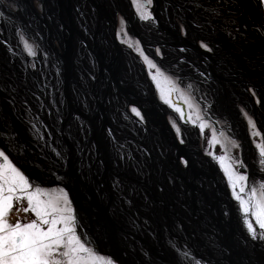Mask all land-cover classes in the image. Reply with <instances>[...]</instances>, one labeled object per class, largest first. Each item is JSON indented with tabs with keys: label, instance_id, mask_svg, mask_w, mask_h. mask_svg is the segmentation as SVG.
<instances>
[{
	"label": "water",
	"instance_id": "95a60500",
	"mask_svg": "<svg viewBox=\"0 0 264 264\" xmlns=\"http://www.w3.org/2000/svg\"><path fill=\"white\" fill-rule=\"evenodd\" d=\"M34 1L41 4V13H43L45 0H32L29 5L34 15L41 19V13L37 14L33 8ZM64 1L61 2L60 13L64 11L63 13L68 15L69 12L63 10ZM85 1L93 20L91 26L85 23L86 33L90 34L95 23H99L106 38L99 47L106 45L105 53L100 52L92 36L88 45L96 70L102 74L105 81L107 93L94 100L93 108L100 113V126L97 128L94 124L96 119L94 113L83 111L71 99L69 93L71 43L64 40L63 34L47 32L50 40L48 45L62 61L59 68L62 109L59 111L57 129L52 131L51 124L42 117L39 109H32L29 105H24V116L16 118L15 111L10 112V106L8 103L4 104V99L0 96V147L13 150L10 158L34 184L46 188H63L73 208L78 235L86 238L96 253L112 258L117 264H181V261L177 260L178 257L174 259L164 248L161 231L163 228L159 223H152L151 217H146L147 219L142 217L139 207L129 202L131 194L138 198V195L143 196L144 190L148 193L152 213L156 205L163 208L164 212L167 211L169 204L175 202L170 199L169 203H166L167 192L165 193V188L159 184H157L159 186L157 193L151 190L154 184L153 164L157 165L158 173L166 174L165 178L168 177L172 184V192L179 205L182 219L176 216L174 210L172 215L179 218L176 221L190 237L188 248L191 249L192 257L203 264H252L251 251L258 254L259 250L256 247L263 248V246L257 241H252L237 223L233 208L230 209L233 201L222 171L216 162L203 154L199 149V143L194 147L184 148L185 146L177 140L167 120L168 114L163 109L164 104L156 99L155 90L141 59L129 48L120 44L115 35L117 14H119L125 22L126 31L139 41L145 55L163 70L165 67L162 64L169 62L156 56L155 47L161 49L160 44L179 52L177 67L184 62L189 68L182 69L194 71L208 80L215 78L216 71L224 64L229 72L235 67L243 71L241 76L244 81L241 87L246 92L251 88L259 99L256 106L251 97L250 106L253 112L249 111V113L253 116L255 126L264 141V36L256 30L264 29L262 5L258 0H246L250 3L245 10L244 6H241V0H229L228 14L230 16L234 14L236 21L247 31L240 34L239 40H246L248 44H235L237 43L235 41L234 45L227 43L219 46L216 43L212 46L209 40L213 34L200 33L196 30V23H190V15L195 13L190 9L192 2L189 0H152L150 9L152 20L164 35L159 41L135 32L133 18L140 19L134 14L129 0L124 1L130 11V18L116 9L110 15L105 0ZM236 5L240 10L234 9ZM165 7L172 9L169 18H166L167 14L162 16ZM180 24L184 27V35L179 31ZM22 33L34 41L38 55L44 48L43 38L40 42L23 31ZM202 35L204 38L200 39ZM198 41L206 42L210 51L202 50L197 44ZM228 44L235 46L236 49ZM149 48L151 52L148 53ZM18 51L19 56H23L21 45L18 46ZM125 56L136 62L139 78L129 75L120 79L118 74L121 69L123 72H129L125 64ZM23 58L25 63L26 55ZM217 59L224 64L219 65ZM124 83H129L131 88L124 86ZM109 92L114 93L113 95L122 101L118 105L117 112L121 114L119 118H115L105 110L104 101ZM130 106L138 109L142 122L130 113ZM170 115L175 117L173 114ZM78 118L81 123L77 122ZM116 119H119L120 123ZM107 142L113 143V149L117 151L110 152ZM134 153L144 154L150 164L149 178L145 182L132 178L124 172V169L129 168L127 162ZM192 173H197L192 178L195 177V182L199 184L196 188L197 193L205 200V206L201 208L194 205L190 191L194 186L196 187L193 180H190L189 174ZM258 180L264 181V177ZM114 182L117 185H113ZM209 188L211 191H208ZM134 189H138L139 194L138 192L133 194ZM118 190H121L120 193L123 195H117ZM121 200L129 203L131 211L121 206ZM144 211H148L145 206ZM200 215L205 218L199 223ZM120 218L126 219L127 223ZM166 233L172 236L169 230ZM148 235L151 239H148ZM208 236L213 237L215 245L210 246L207 244L208 241L201 240L203 237L210 239ZM238 242L245 245L244 250L240 248ZM245 242H249L252 246L248 247V243L246 245ZM137 249L144 250L145 255Z\"/></svg>",
	"mask_w": 264,
	"mask_h": 264
},
{
	"label": "bare ground",
	"instance_id": "6f19581e",
	"mask_svg": "<svg viewBox=\"0 0 264 264\" xmlns=\"http://www.w3.org/2000/svg\"><path fill=\"white\" fill-rule=\"evenodd\" d=\"M31 1L32 0H22L21 1L23 3V6L26 9H28L29 15L27 14L26 11L23 10L22 7L18 6L19 7L18 10L21 11L20 13H23V15H24V17L20 16L21 20H23L22 22H24V24H21V25L29 26L28 27L29 31L32 32L31 36L36 38L37 41H40L43 38L44 48L40 53L45 52L44 55H46L45 57H47V58H46V61L43 63H41L42 59H40L41 62L39 61L40 62L39 71H38L39 81L36 83V85H33V87L32 86L29 87L30 89L28 88L31 95L26 96V100H25L26 105L32 106V109H34V108L39 109L40 114L43 115L42 117L51 124L50 125L51 130L55 131L57 129V120L59 117V111H60V109H62V104H60L61 103L60 102L61 72H59L60 71L59 68L62 64V61H61L59 55H57L54 51H52V48H50V46L48 45V42L50 43V40L48 38L47 32H49L51 34L55 33L57 35L63 34L62 37L64 38V40L67 41L68 43H71V49H70L71 50V54H70V63H71L70 71H71V74L69 77V80L71 82V85L69 88V93H71L70 94L71 99L83 111H86L89 114L94 113L96 115V119H95L94 124H96V126L98 128L101 124L100 123V113H98V111H95V109L93 108L95 105L94 100H95V98H99V97L105 95V93H106L105 81L102 77V74H99L98 70H96L95 63L91 59V56H90L88 45L91 43L92 38H94V41H96L98 44L97 48L100 47V43H102L103 40L106 39V38H104V32L102 31V27H100L99 23H95V26L93 27V30L91 31V33L90 34L86 33L87 28H84L85 23H86V25L91 26L93 24V20H92V17L90 16V10H89V7L87 6V3L85 0H65L64 5H63V10H67L69 12L68 15L63 13L64 11H62V14L60 13V11H61L60 7H61L62 0H45V5H44L45 10L43 13L40 14L41 19H39V17H36L34 15V13L32 12V10L29 9V5H30ZM105 3L108 6V10L110 12V15H112L116 9L118 12L120 11L123 15H127L128 18L131 17V15L129 14L130 11H128L129 9L127 8V5H125L124 0H105ZM241 4H242L241 6H244L245 10L247 9V7H249V4L247 3L246 0H241ZM33 8H34V6H33ZM0 11H1V16H2L0 18L1 21L2 20L5 21V19H6L5 12L8 15L12 14V16L16 17L17 19L19 18V16H18L19 13L14 14L11 11L6 10L5 7H3L1 1H0ZM35 11H36V9H35ZM170 12H172V9L170 7H165L164 11L162 10V16L167 14L166 18H169L171 15ZM247 12L249 13V10H247ZM37 14H39V13L37 12ZM192 15L194 16V14H191L190 17ZM6 24H7L6 26L8 28V32H9L8 40L11 39L10 37H11V33H12L13 38H14V42H16V45L13 46L12 50L15 53V55L17 56V59L20 61V63H22L25 67V63H27V61H29L30 59H29V57H27L26 62L24 63L23 57L26 55L25 52H24V54H22L23 56H19L20 52L18 51V46H20V45L18 42V37L16 35L18 27L20 30L21 26H16V27L12 28L11 22H9V23L7 22ZM133 24L136 27V29L139 26L138 24L145 26L141 20H134V18H133ZM137 31L139 33H141V31H139V29ZM156 31H158V30H156ZM36 34H37V37H35ZM91 36H92V38H91ZM144 36H146V35H144ZM154 36L150 35L149 37L148 36L147 37L152 38V40L154 39V41H159V39H162L164 37V35L162 33H161V35L155 34ZM160 45H162V44H160ZM105 46L106 45H103V46H101V48H99L101 53L106 52ZM47 47L54 53L53 56L52 55L49 56V54L46 53L45 50ZM164 47L166 49V52H165L166 53V59H164V61L169 62V64H166V65H169L170 67H171V65L177 67L176 64L178 63V59L180 58L179 52L177 50L171 48V47L170 48L167 46H164ZM232 47L234 48V50L236 49L235 46H231V48ZM149 50L151 51V48H149ZM149 50H147V51H149ZM34 59H35V57H34ZM174 59L177 60L175 63L172 62ZM59 64H60V66H59ZM127 66L129 68V72H125L124 75L127 77L130 75L133 78H135V76H136V78H139V68L133 59L131 61V58L128 57ZM25 68L27 69V70L25 69V73H27L29 68H28V66H26ZM182 68H184V69L189 68L184 62L180 65V67H177V71H179L180 73L182 72V73H184V75H187L189 77H192V78L194 77L197 80H200V81L204 80V77L199 75L198 73H195L194 71H191V70L186 71ZM118 72H119V70H118ZM119 73L120 74H118V75L120 76V79H121V77H124L122 75V73H123L122 69L120 70ZM46 78H48V79H46ZM76 80H78V81H76ZM12 85L13 86L10 90L9 85H6L5 82L1 81V83H0V96L3 97L4 104L8 103V105L10 106V108H11L10 112H11V110L15 111V117L20 118L21 116H18V114L16 113L17 112L15 110L16 106H14L12 104L13 102L17 101V96L14 95L13 92H11L12 90L15 91V88H17V86H18V83H17V80L15 79V76H13ZM44 86H45V88H47L46 93L50 97L48 102H46V99L44 100L42 94L41 95L39 94L40 89L41 88L43 89ZM124 86L128 87L129 89L131 88V87H129V83H126V84L124 83ZM13 87H15V88H13ZM113 94L111 92H109L107 95V98H105V101H104L105 102V108H106L105 110L108 111L115 118H119L121 114H118V112H117L118 111V105L121 104L122 101H120V99L115 97ZM29 99H31L30 101L33 100V102L35 101L38 104L34 103L32 105L31 102L29 101ZM165 108L167 109V106L164 104L163 109L166 110ZM31 112H33V111H31ZM167 114H169V112ZM115 115H117V116H115ZM77 120H78L77 122L81 123L79 118ZM116 120L119 122V119H116ZM38 121H40V120H38ZM107 144H108L110 152L113 151V153H114L117 151V150L113 149L114 148L113 143L109 144L107 142ZM186 146L194 147V146H196V144L192 145L191 143H187ZM186 146L184 148H186ZM195 159H197V158H195ZM131 160L129 162H127V164L129 165V168L127 170L124 169L125 174L132 176V178L135 177V178H137L139 180H143V182H145L149 178V173H150V164H148L146 156L144 154L134 153V156L131 158ZM152 167H153V171H154L153 172L154 184H152L153 186H152L151 190L152 191L155 190V192L157 193L158 187H159L157 184H159L161 187L165 188V193L167 192L166 196H165V200H167L166 203L168 204L170 199H171V201L173 199L175 202H172L171 204H169L167 211L165 210L164 212H163V208H160L158 205H156L155 211L152 213V207H150V203L148 200V193H146L145 190L143 191V196L138 195L137 196L138 198L134 197V195L131 194V196L129 198V202L132 203L133 206L137 205V207H139L138 210H139V213L142 215V217H144V218H146V217L150 218L151 217L150 221L152 223L157 222V223H159V226L164 229V230L161 229L162 237L164 238V248L167 250L168 253H170L172 255V257L174 259H177V255H176L177 253L173 250V245H178L179 248L181 249V254H180V255H182L181 257H183V252H185V251L189 252V256L187 258L180 259L181 264H195L196 259L192 257L191 249L188 248L190 237H188L186 235L184 229H182V227L180 226V223L176 221V219H178V220H179V218L182 219V217H181L182 214L179 210L180 209L179 205H177L176 197L174 196V193L172 192L173 191L172 184H170L168 177L165 178L166 174L160 175L158 173L156 164H153ZM192 171H194V170L192 169ZM196 174L197 173L189 174L190 180H193V182L195 183L194 185H196V187L194 186V189H192L193 191L192 190H190V191L192 193V198L194 199V205L201 208V207L205 206V204H204L205 200L196 191V188L198 187L199 184L195 182V180H194L195 177L192 178V176H195ZM113 185H117V184L114 182ZM201 185L204 187L203 183ZM209 185H210V183H209ZM208 191H211V188H209ZM120 192H121V190H118L117 195H123V193H120ZM134 192H138V189H134L132 191V193L134 194ZM138 194H139V192H138ZM158 196L162 197V195H160V194H158ZM185 205H186V201H185ZM121 206H123V208H126L129 211H131V208H130L131 206L126 201L121 200ZM144 206L147 207V210H148L147 212L144 211ZM232 208L234 211V203L233 202L231 204L230 209H232ZM173 210H174L176 216L179 218L172 215ZM184 213H186V212H184ZM227 217H228V215H227ZM204 218H205V216L200 215L198 217V222L200 223V221L203 220ZM120 219H122L123 222L127 223L126 219H123V218H120ZM140 226L143 227L142 225H140ZM168 230L170 231L172 236L167 235L166 232H168ZM208 237L210 238V236H208ZM148 239H151L150 235H148ZM201 240L203 242L208 241L207 244H209L210 246L215 245L213 237H211L208 240H207V238L203 237V239H201ZM238 244L240 245V248L244 250L245 245H243L242 242L241 243L238 242ZM248 247H249V245H248ZM139 250H140V253L142 255H145L144 250H142V249H139ZM258 250H259L258 254H257V252L254 253L253 251H251V255H252L251 263L252 264H264V255H262V253L260 252V249H258ZM172 252H173V254H172ZM141 254H140V256L142 258H145ZM256 255H257V257H255ZM201 264H203V263H201Z\"/></svg>",
	"mask_w": 264,
	"mask_h": 264
},
{
	"label": "snow or ice",
	"instance_id": "6c2138e0",
	"mask_svg": "<svg viewBox=\"0 0 264 264\" xmlns=\"http://www.w3.org/2000/svg\"><path fill=\"white\" fill-rule=\"evenodd\" d=\"M151 2L152 0H132L141 20L152 18L149 11ZM258 2L264 5V0ZM256 30L264 36V29ZM117 35L119 36V33ZM18 41L27 55H36L24 35H19ZM129 47L132 45L129 44ZM200 47L210 50L208 44L203 41ZM136 51L143 58L149 70V77L160 92L161 100L183 117V111L172 105L168 98L179 91L178 87L152 59L144 55L138 45ZM159 54L157 50V55ZM161 78L170 86L167 90L168 97L160 89ZM189 107L193 105L190 104ZM130 110L140 117L136 107H131ZM245 118L249 125L253 124L247 114ZM204 125L205 122L201 121L200 127L203 128ZM173 127H176L175 123ZM177 132L179 133V129ZM255 147L259 163L264 166V143H255ZM12 151L10 148L0 147V264H115L110 257L101 260L91 243L78 235L76 218L67 192L63 188L49 191L34 184L10 158ZM236 164L239 165L240 161H236ZM225 175L233 198L238 202L249 236L253 240H264V181H253V187L248 189L242 183L247 181L245 174L229 166L225 169ZM173 250L177 253L178 261L189 256V252L185 251L181 257L178 245H173ZM195 264H201V261L196 260Z\"/></svg>",
	"mask_w": 264,
	"mask_h": 264
},
{
	"label": "rangeland",
	"instance_id": "374dc122",
	"mask_svg": "<svg viewBox=\"0 0 264 264\" xmlns=\"http://www.w3.org/2000/svg\"><path fill=\"white\" fill-rule=\"evenodd\" d=\"M0 1L6 10L11 11L14 14L19 13L18 14L19 18L17 19L16 17L12 16V14L8 15L5 12V14H6L5 21L0 20V65H1L0 66V68H1L0 69V83H1V81L5 82L6 85H9L10 90H11V88L13 86L12 85V79H13V76H15V79L17 80L18 86H17V88L13 87V88H15V91L12 90L11 92H13V94L17 96V101L13 102L12 104L14 106H16L17 109L15 108V110L17 111L16 113L18 114V116H24L25 112H23V111H24V105H26V103H25L26 96L31 95L30 91H29V89H30L29 87H31V86L33 87V85H36V83L39 81L38 71H39V65L41 62L40 59H42L41 63H43L46 61L47 57H45L46 55H44L45 52L40 53V54L38 53V55L36 53L35 56H29L23 50L22 44H20L21 45V52H23V54L25 52L26 57H29V59H30L29 61H27V63H28L27 65H28L29 70L27 71V73H25L24 65L22 63H20V61L17 59V56L15 55V53L12 50L13 46L16 45V42H14V38H13L12 33H11V37H10L11 41L8 40L9 32H8V28L6 26L7 25L6 23L11 22L12 28H14L16 26H21L19 32L16 33L17 37L19 35H24L22 33V31L31 36L32 32L29 31V28H28L29 26L21 25V24H24V22H22L23 20H21L20 16L24 17V15H23V13H20L21 11H19L18 8L22 7L23 10L27 12V14L29 11H28V9H26L23 6V3L21 2L22 0H0ZM129 1H130V5H132V0H129ZM226 3L228 5V4H230V1L226 0ZM248 3H250V2H248ZM33 6H34V9H36V11L40 14L42 11L41 4H39V2H37V1H34ZM151 7H152V5L150 6V9H151ZM262 7L264 9V5H262ZM132 9H133V12L136 15V17L139 18V16L137 15L136 9L133 7V5H132ZM150 9H149V11H150ZM234 9L240 10V7L236 5L234 7ZM117 16H118L117 17V20H118L117 27L118 28L116 29L115 37H117V40L120 44L124 45L126 48H129L135 55L138 56V58L141 59L144 67L146 68L148 79H150L149 70L147 69V67L144 63V60L141 57V55L139 54V52L136 51V46L138 45L139 49L144 53L142 47L139 44V41H137V39L135 37H132L128 33L129 31H126L125 22H124L122 16H120L119 14H117ZM1 17L2 16H1V12H0V18ZM138 25L139 26L137 27V29L135 27V32L137 34H138L137 30L139 29V31H141L140 34H144V32H147L150 35L154 36L156 30H159L157 28V25L155 22L153 23V25H154L153 28L148 26L146 29L145 26L140 25V24H138ZM181 27H183L182 24H180V28ZM18 29H19V27H18ZM242 29H243L242 31L244 32L245 27H242ZM179 31H180V29H179ZM245 32H247V31H245ZM118 33H119V36L117 35ZM122 34H123V38L120 37ZM35 37H37V34L35 35ZM25 38L27 39V41L29 43H31L34 51L36 52V46H35L34 41L30 40L26 36H25ZM239 38H240V36H239ZM241 42H242V45L248 44V42H246V40L241 41ZM129 44H131L132 47H129ZM155 49H156V47H155ZM56 50L58 52H60L58 49H56ZM45 51H46V53L49 54V56L54 55V53L48 47L46 48ZM149 51H148V53H149ZM144 55H145V53H144ZM164 56L166 59V53L164 54ZM32 57H35V59L34 58L32 59ZM125 58H126L125 64H127L128 57L125 56ZM59 66H60V64H59ZM165 70H163L165 75L171 79V81L178 87L179 91L174 92L170 97H168V91L167 90L170 86L163 78L160 79V89H161V91L164 92L165 96L171 100L172 105L179 107L183 111V117H181L180 113L175 111L173 109V107L169 106V104H167L163 100H161L160 92H158L156 86L153 84L151 79H150V81L153 85V89L155 90L156 99H158L161 103H163L167 106L168 110L165 108L167 113L169 112L170 109L174 110L176 113V114H174V112H172V114L175 115V117L171 116L170 113L167 116V120L169 121L172 129L174 128L173 123H175V125H176L175 130L177 131V129H179V122H178V120H179L181 122L180 128L183 129V127H185V125H187V126H190L191 128H193V130H196V133L194 131V135H191V139L189 140L190 143L192 145L199 143L198 145H199L200 150L203 148L205 149L204 151L201 150L204 153V155H206V156L208 155L212 161L216 162L218 168L220 169V171H222V174L225 178V182L227 183V188H228L229 181H228L227 176L225 175V169L229 168V166H231L232 168L236 169L238 172L243 173L247 176V181L242 182V183H244L248 189H251V187H253V181L260 182L261 180H258L257 178H255V179L249 178L248 174H246L247 170L245 172H242L240 170L241 168L246 169L244 160L242 159V156H241L242 152H240V150L238 149L236 141L232 140L229 136H227V134H225L226 132L224 131L223 123L221 121H218V120L211 122L207 119V115H201L200 108H198V105H197L195 99L192 98L188 94V92L186 91L188 89V86L191 83L195 82V79H191V78L187 77V75H185V77L183 76V78H181V77L176 76L174 73L170 74V72L166 68H165ZM152 71H154V69ZM124 73L125 72L122 73L123 76H125ZM48 78H46V79H48ZM76 81H78V80H76ZM188 81H190L191 83H188ZM46 91H47V88H45V86H44L43 89L42 88L40 89L39 94L40 95L42 94L44 100L46 99V102H48L50 97L47 95ZM30 100L31 99H29V101ZM30 102L32 105L34 103H37L35 101L33 102V100ZM190 104L193 105V107H189ZM131 107L132 106H130V108H129L130 113H132L130 110ZM133 115L137 119H139V121L142 122L141 115H140V117H137L135 114H133ZM201 121L205 122V125L203 128L200 127ZM256 130H258V129L256 128L255 123L252 125H249L250 137L253 140H255L254 141L255 143H258L259 140L257 138L258 137L257 132H259V131L256 132ZM179 131H181V130L179 129ZM259 137H261V133H260ZM236 161H240V164L237 165ZM222 165H223V167H222ZM261 175H262L261 178L264 177V172H262ZM42 188L49 190V191H55L61 187H49V188L42 187ZM229 188H228V192L230 193V197L233 200L234 198H233V195H231ZM237 191H239V189H237ZM245 195H246V193H245ZM237 223H238V221H237ZM239 225L241 226V224H239ZM247 235L249 236L248 232H247ZM249 238L252 241L259 242V244L261 243L260 245H262L263 248L259 246V247H256V249H260V252L262 253V255H264V240H260L259 238H257L256 240H253L250 236H249ZM245 243L246 244L248 243L249 247L252 246L249 244V242H245ZM172 254H173V252H172ZM97 256L100 257L101 260L109 258L107 256H102L98 253H97ZM115 264H117V263H115Z\"/></svg>",
	"mask_w": 264,
	"mask_h": 264
},
{
	"label": "flooded vegetation",
	"instance_id": "af4514ba",
	"mask_svg": "<svg viewBox=\"0 0 264 264\" xmlns=\"http://www.w3.org/2000/svg\"><path fill=\"white\" fill-rule=\"evenodd\" d=\"M189 1L192 2L190 5V9L195 13L194 16L192 15L190 17V23H196V30H198L200 33L205 32L213 34V37H210L209 44L215 46L217 43L220 46L227 43H232L234 45L235 41L237 42L235 44H242V42L239 40V36L243 32V26L236 21V16L234 14L231 16L228 14L226 0ZM141 21L144 23L146 29L148 26L152 28L154 27L153 23L155 21H153L152 19ZM198 25L200 26L198 27ZM180 32L182 35H184V27L180 28ZM161 33V30L155 32L156 35H161ZM144 35L148 37L150 36V34L147 32H144ZM120 37L123 38V34ZM202 38H204L203 35L200 36V39ZM200 43V41L197 42V44H199V47ZM228 45L231 46V44ZM160 46H162V50L156 47L155 53L157 57H161L164 60L166 49L163 45ZM201 49L210 51L208 49ZM157 50H159V55H157ZM176 61L177 60L174 59L172 62L175 63ZM217 61L219 62V65H222L223 62H221V60L217 59ZM162 65L170 72V74L174 73L178 77H185L184 73H180L179 71H177V67L172 65L170 67L166 64ZM224 65L223 67H219V69L216 71L215 78L209 80L204 77L203 81H199L194 77L192 78L187 76L191 79H195V82L191 83L190 81H188V83L191 84H188L189 86L186 91L192 98L195 99L198 108H200L201 115H207V119L211 122L217 120L221 121L223 123L224 131L226 132L225 134H227V136H229L232 140L236 141L238 149L240 150V152H242L241 156L244 160L246 168H241L240 170L242 172H245L247 170L246 174H248L249 178L260 179L262 176L261 173L264 172V166L259 163L257 148L255 147L254 143L255 140L250 137L249 123L245 118V114H247V117H250L252 119L253 124L255 123L253 116H251V114L249 113V111L253 112L250 106L251 97H253L254 104L256 106L258 105L259 99L253 91H249V89L251 88H248V91L246 92L241 87L244 81V78L241 76V73H243V71L241 72L238 68L235 67L234 69H232V71L229 72L226 70ZM172 112L176 114L174 110L170 109L169 113L172 114ZM178 122L179 129L181 131H179L178 133L175 128H173L172 131L175 132L177 140L183 146H186L187 143H190L189 140L191 139V135H194V131L196 133V130H193V128L187 125H185V127H183L182 129L180 128L181 122L179 120ZM257 131L258 130H256V132ZM257 138L259 140L258 143H264L263 138L259 137V135ZM201 150L204 151L205 149L203 148ZM183 165L185 166V162H183ZM230 192L232 195L231 189ZM232 201L234 203V213L236 215L237 221L239 224H241L240 227L242 231L247 234L246 227L243 223V216L239 210L238 202L235 199H233Z\"/></svg>",
	"mask_w": 264,
	"mask_h": 264
}]
</instances>
